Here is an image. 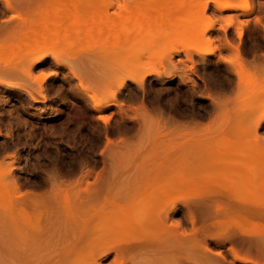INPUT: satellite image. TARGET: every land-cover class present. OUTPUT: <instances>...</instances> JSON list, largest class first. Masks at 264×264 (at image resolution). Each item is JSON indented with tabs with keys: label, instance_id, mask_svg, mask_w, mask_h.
<instances>
[{
	"label": "rangeland",
	"instance_id": "374dc122",
	"mask_svg": "<svg viewBox=\"0 0 264 264\" xmlns=\"http://www.w3.org/2000/svg\"><path fill=\"white\" fill-rule=\"evenodd\" d=\"M83 1L0 0V264H264V199L227 180L264 149V0H165L164 35L128 15L161 0ZM123 205L171 210L149 237L94 225Z\"/></svg>",
	"mask_w": 264,
	"mask_h": 264
},
{
	"label": "bare ground",
	"instance_id": "6f19581e",
	"mask_svg": "<svg viewBox=\"0 0 264 264\" xmlns=\"http://www.w3.org/2000/svg\"><path fill=\"white\" fill-rule=\"evenodd\" d=\"M74 1V0H73ZM77 1V0H76ZM81 1V0H80ZM83 1V0H82ZM91 1V0H90ZM93 1H95V0H93ZM154 1V0H153ZM162 2L161 3H159V2H157V1H155L156 3H158V4H152V10L151 9H148V14L147 13H139L138 14V12L136 13V15L134 16L133 14H135V12L136 11H138V10H136L137 8H135V12H133V10H132V12H133V14L132 13H130V14H128V15H131V16H133V17H136L135 18V20L136 19H138V20H140V21H142V22H140L139 23V25L141 24V27H143V28H145L146 27V30L148 29V28H150L151 27V29H152V31H153V29L155 30V32L157 31L158 33L159 32H162L163 31V34H160V35H164V33H168V31L167 32H164V30H167L168 28L169 29H171V25H169V24H171V23H169V16L167 17V9H169V8H166V4H165V0H161ZM169 1H171V0H169ZM168 1V2H169ZM173 1V0H172ZM177 1V0H176ZM71 2V1H70ZM151 2V1H150ZM174 2H175V0H174ZM183 2V0L182 1H180V0H178V2L176 3L177 5H179V6H177V7H179V9H181L182 10V8H183V10H185V9H187V10H189V6L187 5V8H186V6H184V7H181L180 6V4ZM83 3H86V1H83ZM90 3V2H89ZM82 4V3H81ZM81 4H79V5H81ZM182 4H184V2L182 3ZM181 4V5H182ZM75 5V4H74ZM185 5V4H184ZM88 6V5H87ZM86 6V7H87ZM148 6H150V4L148 5ZM169 6V5H168ZM183 6V5H182ZM84 7V6H83ZM85 7V8H86ZM144 7V6H143ZM146 7H147V5H146ZM88 8V7H87ZM148 8V7H147ZM147 8H146V11H147ZM176 8V7H175ZM90 9V8H89ZM139 9H140V7H139ZM144 9V8H143ZM154 9V10H153ZM193 8L191 7L190 8V10H192ZM85 10V9H84ZM91 10H93V12H94V9H92L91 8ZM150 10L151 11H153L152 13H150ZM170 10H171V8H170ZM78 12H80V9L79 10H77ZM86 11V10H85ZM139 11H142L141 9L139 10ZM169 11V10H168ZM176 11H178V10H176ZM176 11H174V12H176ZM95 12H97V10H95ZM130 12V11H129ZM169 12H171V11H169ZM184 12V11H183ZM182 12V13H183ZM97 13H99V11L97 12ZM128 13V12H127ZM185 13V12H184ZM89 14H92V15H94L92 12L91 13H89ZM149 14H152V15H149ZM85 15V14H84ZM99 15H101V14H98V15H96V18L95 17H93V16H90V18L92 17V18H94L95 20L97 19V16H99ZM128 15H126V16H128ZM89 16H86L87 18H81V20H80V18H79V20H77V21H79V22H81V29L83 30V32L85 31V32H89V31H91V35H92V37L93 36H95L97 39H99V37L101 38V37H103L104 35H107V31H109V32H111V33H115L114 35H117V32H120L121 30H124L123 28H124V23H120L121 22V20L120 21H118L117 23H116V21H112L111 20V23L113 22V23H115V25H111L110 27H108L107 28V31H106V34H104L105 33V24H106V22H105V24H104V26L100 23V22H96L97 24L99 23L100 25H98L97 26V24L95 23V22H93V21H95V20H91L90 18H89ZM130 16V17H131ZM83 17H85V16H83ZM100 17V16H99ZM98 17V18H99ZM177 17V16H176ZM175 17V18H176ZM189 17V21H187L186 19H185V22L183 21V23H180V24H182V25H184L186 28H188V29H186V30H189V32H190V34L192 33V35L193 34H195L196 32H197V23H196V18H195V16L194 15H190V16H188ZM126 18H128V17H126ZM132 18V17H131ZM179 18V17H178ZM87 19V20H90V21H85V20ZM100 19V18H99ZM102 19V18H101ZM121 19H123V18H121ZM125 19V18H124ZM123 19V20H124ZM134 19V18H133ZM82 20L83 21H85V22H83L82 23ZM103 20L105 21V19L103 18ZM122 20V21H123ZM127 20H129V19H127ZM127 20H124V21H126L127 22V24H126V26H128V28L126 29V27H125V29H126V31L129 29L130 30V32L131 31H133V30H131V29H133V27L134 26H131L130 25V23L131 22H129L128 23V21ZM132 20V19H131ZM184 20V19H183ZM59 21H61V20H59ZM58 21V22H59ZM104 21H102V22H104ZM107 21V20H106ZM132 21H134V20H132ZM145 21V22H144ZM171 21H173V18H172V20ZM179 21H181L182 22V19H179ZM78 22V23H79ZM108 22V21H107ZM152 22V26H153V28H152V26H151V23ZM118 23H120V24H118ZM134 23H135V21H134ZM147 23V24H146ZM61 24V23H60ZM71 24V23H70ZM73 24V23H72ZM108 24H110L109 22L107 23V25ZM133 24V23H132ZM150 24V27L148 26ZM102 25V26H101ZM129 25H130V27H129ZM137 25V24H136ZM143 25V26H142ZM168 25H169V27H168ZM61 26V25H60ZM72 26V25H71ZM76 26V25H75ZM80 26V25H79ZM93 26H95V27H93ZM99 26H100V29L103 27L104 28V32H103V28L101 29L102 30V32L100 31V29H99ZM145 26V27H144ZM167 26V27H166ZM172 26H173V24H172ZM174 26H177V25H174ZM173 26V27H174ZM73 28H74V26H73ZM92 28H96L98 31H97V34L99 33L100 35H97L96 33L94 34V31H95V29H93L92 30ZM179 29V25L177 26V27H175V29L174 30H178ZM53 29H55L54 31H59V32H62L63 33V30H64V28H62L61 27V29L62 30H60L59 29V26H57V28H53ZM78 29V28H77ZM80 29V27H79V32H78V34L80 35V33H82V30ZM182 28H180V30H181ZM72 30H74V29H72ZM76 30V29H75ZM149 30V29H148ZM183 30V29H182ZM65 31H67V30H65ZM76 31H78V30H76ZM125 31V32H126ZM69 32H71V30L69 31ZM87 32V35H86V37L88 36V35H90L89 33ZM154 32V31H153ZM54 33H56V32H54ZM62 33H56L57 34V36H58V34H59V36L61 35H63ZM66 33V32H65ZM76 33V32H75ZM103 33V34H102ZM111 33H109L110 35H111ZM124 33V32H123ZM182 33V32H181ZM94 34V35H93ZM119 34V33H118ZM125 34V33H124ZM156 34V33H155ZM190 34H187V35H190ZM73 35H74V33H73ZM121 35V34H120ZM75 36V38H76V36H77V38H79L78 37V35L77 34H75L74 35ZM83 36L85 37V35H84V33H83ZM82 36V37H83ZM98 36V37H97ZM117 36H119V35H117ZM53 37H55V34H54V36ZM71 37L73 38V36H72V34H71ZM85 37V38H86ZM92 37L90 38L91 40H92ZM88 38V37H87ZM86 38V39H87ZM89 39V40H90ZM88 40V39H87ZM99 105V104H98ZM98 107V106H97ZM100 107V106H99ZM260 150L258 151V149H256L255 148V152H254V155L256 154V156H252L250 153H248V155L250 154L252 157H256L255 159H253L252 160V162H250L249 163V159L251 160V156H249V157H251V158H247V163H244V162H240L241 163V165H242V163H244V165L243 166H241V165H238V167H239V169L237 168V166H236V168H235V166L232 168L231 167V169H234L233 171H232V173L231 174H229V173H226V170L225 171H223L224 173H225V175L227 174H229L228 175V178H227V180L229 179V177L230 176H232V177H230L232 180H236L237 179V176H235V175H237L236 173H238V171L236 172V170H240V174L238 175L239 177L241 176L242 178H244L243 179V182L245 181L246 182V185L249 187L248 188V190L250 189V190H252L251 192H249L248 190L246 191L245 190V192H248L249 193V195H250V193H251V195L252 196H254L255 194L256 195H258L259 196V194H260V197L262 198L261 199V202H260V204L262 203V200L264 199V151H262V150H264V149H262L261 150V147L259 148ZM253 151V150H252ZM252 154H253V152H252ZM243 158V157H242ZM218 160V159H217ZM232 160V159H231ZM238 160V159H237ZM237 160H235V161H237ZM222 161H226V160H222ZM232 162V161H231ZM223 163H225V162H223ZM227 163V162H226ZM229 164V163H228ZM215 166L218 168V164H215ZM231 166V165H230ZM241 166V167H240ZM222 167V166H221ZM224 168V167H223ZM222 169V168H221ZM223 170V169H222ZM236 172V173H235ZM220 174H221V172H220ZM219 174V175H220ZM233 174V175H232ZM235 174V175H234ZM174 177V176H173ZM179 177V176H178ZM222 177H223V175H222ZM233 177H235V178H233ZM170 178V177H169ZM218 178V180H220V176L219 177H217ZM157 179H159V178H157ZM172 179V178H171ZM177 179V178H176ZM161 180H162V177H161ZM160 180V181H161ZM174 180V179H173ZM225 180H226V178H225ZM157 181H159V180H156V182ZM178 180H176V182H175V184L176 185H178L179 186V182L180 181H178ZM220 181H224V180H220ZM237 181H238V179H237ZM236 181V182H237ZM162 182V181H161ZM167 182V181H166ZM172 182L173 181H171V184H172ZM229 183H230V185H231V182H230V180L228 181ZM1 183V182H0ZM6 183V182H5ZM229 183H228V185H229ZM239 183V182H238ZM158 184V183H157ZM163 184H164V181H163ZM170 184V183H169ZM245 184V183H244ZM2 187H3V184H0ZM162 185V184H161ZM173 185H174V182H173ZM229 185V186H230ZM0 186V188H2ZM168 186H170V185H168ZM182 186V185H181ZM180 186V187H181ZM242 187V186H241ZM173 189H174V187H172ZM3 189V188H2ZM1 189V190H2ZM8 189H10V188H7V190ZM243 189V188H242ZM246 189H247V187H246ZM0 190V191H1ZM172 190V189H171ZM6 191V190H5ZM10 192H11V190H9ZM168 191H170L169 189H168ZM252 192H254V193H252ZM1 193V192H0ZM3 194V193H2ZM4 194H5V192H4ZM181 194H183V192L181 193ZM242 194V193H241ZM244 194V193H243ZM6 195H9V194H6ZM5 195V196H6ZM10 195H12V193L10 194ZM262 195V196H261ZM4 195L3 196H1V197H5ZM181 196V195H180ZM183 196V195H182ZM10 197L11 196H9L8 197V199L9 200H12V199H10ZM142 197L143 196H140L139 197V199L141 200L142 199ZM178 197H179V195H178ZM244 197V196H243ZM251 196H249L248 198L251 200L252 198H250ZM179 198H181V197H179ZM254 199H256L255 198V196L253 197ZM182 199V198H181ZM244 199H246L245 197H244ZM254 199H252V200H254ZM14 200V199H13ZM248 200V199H247ZM15 201V200H14ZM245 201V200H244ZM246 202V201H245ZM248 202V201H247ZM250 203L252 202V201H249ZM248 202V203H249ZM3 203V202H2ZM174 203L175 202H173L172 203V201L171 202H169L168 201V204H167V206H169V208H173V206H174ZM9 204V205H8ZM8 206H10L11 208H13L14 206V208L13 209H16L19 205L17 204V202L15 201V202H13L12 203V201H9L8 202ZM253 204H254V202H253ZM257 204V203H256ZM263 205H264V203H262ZM11 205H13V206H11ZM16 205H18V206H16ZM126 205V204H125ZM23 206H24V204H23ZM23 206H20V207H18L19 209H17L18 210V212L21 214V215H23L22 216V218L20 217V219H22L23 220V224H24V222H25V220H24V216H25V218L27 217L26 216V214H25V212L27 211V210H25V209H23L22 207ZM129 206V207H128ZM261 206V205H260ZM162 207V208H161ZM160 208H159V210H158V212L153 216H144V217H139V215H141V214H138V215H136V216H134L133 217V214H129L128 212H131V211H129L130 209H131V206L130 205H127V206H116V208H115V212L113 211V213H112V211H110V212H102L101 214H99V215H96L95 217H96V221L94 220V218L92 219V220H94L93 222H94V225L96 226L97 225V227H98V225L100 226V224H105L106 225V227H108L109 226V224H110V226H111V228L112 227H118V226H120L121 228H122V226H124L123 224L125 223V225H126V231L128 230V227L127 226H129V227H136V228H139V230H141V233H142V230H147V235H148V230H151L152 229V231L153 230H155L154 228H156L157 230H158V228L157 227H160V226H162L163 225V223L164 222H166V219L168 218V216H167V214L169 213V211L171 210H169V208L168 207H164V206H161ZM262 207V206H261ZM8 208V207H7ZM8 209H10V208H8ZM12 209V210H13ZM111 209V210H112ZM169 211H168V210ZM255 209V208H254ZM263 210H264V208H262ZM256 210V209H255ZM25 211V212H24ZM102 211V210H101ZM246 211V210H245ZM248 211V210H247ZM259 211V210H258ZM261 211V210H260ZM11 212H13V211H11ZM14 212H16L15 210H14ZM167 212V213H166ZM251 211H249V212H244L243 211V214L245 215L246 213H250ZM257 212V211H256ZM256 212H254V213H256ZM115 213V214H114ZM132 213V212H131ZM19 214V215H20ZM239 214H242V213H239ZM242 214V215H243ZM247 214V215H248ZM259 215L261 214V213H258ZM12 215V214H11ZM16 215H18V213L16 214ZM27 215H29V214H27ZM132 215V216H131ZM169 215V214H168ZM238 215V214H237ZM251 215V214H250ZM255 215V214H254ZM31 216V215H30ZM239 216V215H238ZM264 216V215H263ZM235 217H237V216H235ZM240 217V216H239ZM19 218V217H18ZM31 217H29V222L28 223H30V225L32 226V222H30V221H32L33 219H30ZM247 218V217H246ZM245 218V219H246ZM113 219V220H112ZM234 219V218H233ZM165 220V221H164ZM235 220V219H234ZM248 222L249 221H251V219L250 220H248V219H246ZM21 221V220H20ZM26 221H27V219H26ZM36 221V220H35ZM236 221V220H235ZM241 221V220H240ZM254 221V220H253ZM27 223V222H26ZM38 223V222H37ZM36 223V224H37ZM258 223V222H257ZM91 224V223H90ZM89 224V227H90V229L89 230H91V227L93 226V225H90ZM107 224H108V226H107ZM120 224V225H119ZM253 224V223H252ZM26 225V224H25ZM29 225V224H28ZM113 225V226H112ZM122 225V226H121ZM164 225H166V223H164ZM23 226V225H22ZM30 226V227H31ZM34 226V225H33ZM38 226V225H37ZM109 226V227H110ZM138 226V227H137ZM36 227V225L34 226V228ZM102 227V226H101ZM105 227V226H104ZM108 227V230L110 231L111 230V228H109ZM164 227V226H163ZM168 227H171V226H168ZM33 228V227H32ZM135 228V229H136ZM141 228V229H140ZM112 229H115V228H112ZM117 229V228H116ZM135 229L133 230V229H130L129 228V230L130 231H127V233L129 232H131V230L132 231H134L135 232ZM86 230H87V234H88V232H89V230H88V227L86 228ZM85 230V231H86ZM119 232H120V230H122V229H120L119 227H118V229H117ZM123 230H125V229H123ZM139 230H136V231H139ZM84 231V232H85ZM112 231V230H111ZM110 231V232H111ZM114 231V230H113ZM112 231V232H113ZM156 231V230H155ZM154 232V231H153ZM115 233V232H114ZM146 233L144 234H141V235H143V237H145V235H146ZM160 233V232H159ZM84 234H86V233H84ZM113 234V233H112ZM116 234V233H115ZM118 234V233H117ZM149 234H151V233H149ZM162 234V233H161ZM160 234V235H161ZM178 234V233H177ZM146 235V236H147ZM155 235V234H154ZM159 235V236H160ZM163 235V234H162ZM162 235H161V237H162ZM173 234H171L170 236L172 237V239H174L173 238V236H172ZM176 235V234H175ZM174 235V236H175ZM148 237H149V235H148ZM141 239V238H140ZM150 239V238H149ZM154 239V238H153ZM156 239V238H155ZM177 239V236L175 237V240ZM139 240V239H138ZM157 240V239H156ZM162 240V239H161ZM144 242V240L142 239L141 240V242ZM166 241V240H165ZM167 241H168V239H167ZM166 241V242H167ZM138 242V241H137ZM142 242V243H143ZM147 242V241H146ZM150 242H151V240H150ZM149 241H148V243H150ZM124 245V244H123ZM131 246H129L130 248L128 249V247H126L127 248V250H126V248H125V250H123V249H121L119 252L120 253H118V251H116V250H118V246L116 247L117 249L116 250H113V252L115 251V253L116 254H124V252H125V254L127 253H130L132 250L131 249H133V245L132 244H130ZM113 247V246H112ZM121 247H123L124 248V246H121ZM121 247H119V249L121 248ZM95 248V247H94ZM99 248H100V246H99ZM108 248V247H107ZM89 249H92V248H89ZM97 249V248H96ZM110 249V248H109ZM85 250V249H84ZM86 250H88L87 248H86ZM98 250V249H97ZM102 250V249H101ZM105 250V249H104ZM91 251V250H90ZM89 250L86 252V251H84L87 255H88V257L90 256V254H89V252H90ZM96 251V250H95ZM99 251V250H98ZM112 251V250H111ZM128 251V252H127ZM97 252V251H96ZM106 252H108V251H106ZM95 253V252H94ZM94 253H92V254H94ZM101 253V252H100ZM103 254V253H102ZM93 256V255H92ZM92 256H90V259L92 258ZM96 256H98L99 257V255H96ZM102 256V255H101ZM124 256V255H123ZM122 256V257H123ZM121 257V258H122ZM84 258H87V257H84ZM94 258V257H93ZM96 258V257H95ZM94 258V259H95ZM119 258V257H118ZM94 259H92V260H90V261H86V262H84L85 264H97V261H95ZM115 259V258H114ZM141 260V259H140ZM142 261V260H141ZM118 262V261H117ZM138 262H139V260H138ZM142 263V262H141ZM99 264V263H98Z\"/></svg>",
	"mask_w": 264,
	"mask_h": 264
}]
</instances>
